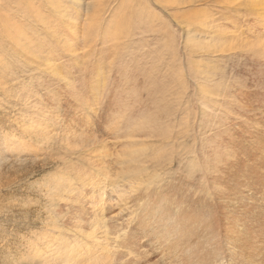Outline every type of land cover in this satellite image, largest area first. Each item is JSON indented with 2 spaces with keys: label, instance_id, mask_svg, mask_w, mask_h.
<instances>
[{
  "label": "rangeland",
  "instance_id": "obj_1",
  "mask_svg": "<svg viewBox=\"0 0 264 264\" xmlns=\"http://www.w3.org/2000/svg\"><path fill=\"white\" fill-rule=\"evenodd\" d=\"M37 2L0 0V26L19 20L26 33L41 31L39 12L27 8ZM81 3L85 14L91 12L90 0ZM130 6L136 13L119 20L129 27L128 36L121 28L118 37L111 36L109 20L116 9ZM40 11L44 16L50 9ZM104 12L90 44L71 41L63 59L69 76L51 85V100L48 91L34 92L43 83L38 70L25 67L31 61L25 53L19 76L23 99L8 98L11 108L4 111L0 91V264H16L24 253L19 248L44 237L57 221L61 231L68 229L70 243L80 238L86 250L93 249L68 264H135L144 255L148 260L140 264H185L190 248L202 256L201 264H230L231 257V264H240V257L244 264H264V59L258 55L260 49L264 53V0H118ZM8 34L0 28V36ZM11 53L1 61L17 54ZM17 102L24 104L22 111L13 108ZM60 181L67 183L58 187ZM86 186L91 189L76 196ZM146 189L157 192L155 200H168L144 207L153 204ZM101 194L107 199L100 200ZM203 203L208 206L201 211ZM143 208L151 218L144 219ZM195 208L212 219L162 222L161 212L192 216ZM207 223L220 235L217 250L203 242ZM173 224L181 230H171ZM21 237L28 240L16 245ZM124 238H130L127 249L118 246Z\"/></svg>",
  "mask_w": 264,
  "mask_h": 264
},
{
  "label": "bare ground",
  "instance_id": "obj_2",
  "mask_svg": "<svg viewBox=\"0 0 264 264\" xmlns=\"http://www.w3.org/2000/svg\"><path fill=\"white\" fill-rule=\"evenodd\" d=\"M19 2L21 0H18ZM83 0H38L37 3H32L30 6H27V8L29 9V11H31V14H32V11L33 12H39V14L36 15V23L40 25V27L42 26L43 28H41L42 30L41 31H38L36 29H33L32 27H35V26H32L31 29H33V32L29 31V33H26L27 31H25V28L26 26L25 25H20L19 20L17 21V23H11L9 21H6L5 23L1 24L0 28L3 30V31H6V32H9L8 35L6 36H0V91H2L3 93V98L5 99L6 98V101L5 103H2L1 104V108L2 110L5 111V109H10L11 106H8V98H15L17 99V101L20 99L22 100V93L19 95V91L21 90V86L19 88V76L21 75L20 73L22 71H20V63L22 61V59L25 57V55H22V54H26V56L31 60L28 62L27 65H25V67L29 70H32V71H39V74L41 75V80H42V83L43 85H39L44 87V88H36L35 86V90L34 89H31V88H27V89H31V90H34V92H38L41 90H44V91H48L45 95H46V99H49L51 100L50 98L53 96V92L52 89H49L51 87V85L56 82H60V81H64L68 78L69 76V62L68 63H64L63 59L65 57H68V55L65 56L64 53H68L71 51V48H72V42L75 41L76 43H78L79 39H83V43L87 46L88 44H90V42L92 41V38L94 36L97 37V34L101 31V28H99V26H101V24L99 23H102V16H103V12L109 8L113 3H116L118 2V0H90V9H91V12L88 10L89 13H84L83 11V8L84 6L81 7V5H83L81 2ZM16 2V1H15ZM126 2V1H125ZM23 3V2H22ZM19 7V6H18ZM49 8L50 11L47 12V15L45 14L44 16L42 15L43 13H46V12H43L40 11L42 9H45V8ZM134 8V7H133ZM9 9V8H8ZM39 10V11H38ZM44 11V10H43ZM48 11V10H47ZM62 12L61 14L62 15H59V13ZM135 11H131V6L130 7H126L124 8L121 12H120V9H116L115 11V19L113 20H109V24L108 26H110L109 30L111 31L110 32V35L113 36V37H118V29L121 28L124 30V33H122V36H128L127 33H128V29L129 27H126L124 24L121 25L119 22V20H126V19H129L130 17H132L134 15ZM105 13V12H104ZM107 13V12H106ZM136 13V12H135ZM30 14V13H29ZM85 14V16H84ZM113 16H114V12L112 13ZM65 16H68V17H65ZM141 16V15H140ZM54 18H58L59 21H55ZM111 19H112V16H111ZM84 22V25H82V23ZM37 25V26H39ZM25 26V28H23ZM57 27L59 29V31L55 30V33H52L53 31H50L52 28H55ZM30 27L27 28V30H30L29 29ZM38 28V27H37ZM108 30V28H107ZM108 30V31H109ZM106 31V30H105ZM123 32V31H122ZM106 33V32H105ZM104 33V34H105ZM219 35L218 34V41L221 37H223V35H220V38H219ZM121 38V37H120ZM95 39V37H94ZM93 39V41H94ZM223 39V38H221ZM220 39V40H221ZM30 44L28 45H25V42L29 43ZM72 41V42H71ZM74 42V43H75ZM95 42V41H94ZM69 46L70 50H68L67 52H65V49ZM76 46V45H75ZM222 47V46H221ZM73 48H77V47H74ZM222 49V48H221ZM13 50V51H12ZM76 49H74L75 51ZM84 50V49H83ZM16 51V52H15ZM73 51V52H74ZM82 51V50H81ZM259 51V50H258ZM257 51V53H258ZM261 51V49H260ZM258 53V55L260 54L259 56V59H261L263 57L264 59V53L263 52H260ZM17 53L16 55H12V58L11 60H6L7 62H3L1 61V58H2V55L5 57L4 54L6 53H9V55H11L12 53ZM102 52V51H101ZM221 52V51H220ZM82 53L84 54L85 51ZM103 53V52H102ZM116 54V53H115ZM114 54V56H115ZM117 55V54H116ZM119 55V54H118ZM257 55V54H256ZM255 55L254 58H257ZM15 58H14V57ZM70 57V56H69ZM87 57V56H86ZM118 57V56H117ZM6 59V58H5ZM14 60V62H13ZM71 60V59H70ZM69 60V61H70ZM60 61V62H59ZM68 61V60H66ZM72 61V60H71ZM76 61V60H75ZM81 62V61H80ZM17 63H19L18 65H16ZM82 63H85V62H82ZM23 65V64H22ZM85 64H83L84 66ZM36 66V67H35ZM86 66V65H85ZM136 66V65H135ZM24 66H22V69H23ZM140 67V66H139ZM138 67V68H139ZM80 68V67H79ZM24 70V69H23ZM127 70V69H126ZM25 71V70H24ZM126 72V71H125ZM134 72V71H133ZM83 73V72H82ZM10 75V76H9ZM130 76V75H129ZM39 79V78H38ZM129 79V78H128ZM133 79V77L131 78ZM130 79V80H131ZM71 80V79H70ZM27 81V80H26ZM138 81V80H137ZM12 82L13 85L12 86H9V83ZM33 83V80L30 81V83ZM36 82V81H35ZM35 82H34V85H35ZM39 82V81H38ZM37 83V82H36ZM70 83V82H69ZM128 83V82H127ZM37 84V86H39ZM71 84V83H70ZM76 84V83H75ZM74 84V86H75ZM138 85V84H137ZM136 85V86H137ZM3 86H8L6 88H1ZM39 86V87H40ZM76 87V86H75ZM24 88L22 87V90ZM97 89V88H96ZM28 90V91H29ZM98 91L100 89H97ZM62 91V90H61ZM23 92V91H22ZM29 95L30 93L31 94H34L32 91L27 92ZM63 93V92H62ZM26 94V93H25ZM27 94V95H28ZM28 95V97H29ZM59 95V94H57ZM56 95V96H57ZM133 95V94H131ZM37 95H33V97H36ZM27 97V98H28ZM128 97V96H127ZM139 97V96H138ZM22 98V99H21ZM30 98V97H29ZM130 98V97H129ZM128 98V99H129ZM124 100V99H123ZM15 101V100H13ZM47 101V100H46ZM11 102V101H10ZM49 102V101H48ZM48 102H46L44 105V107L48 108ZM18 103V102H17ZM50 103V102H49ZM12 104V102H11ZM19 104V105H18ZM16 104L13 108H16V107H20V111L23 110V108L21 107L22 105V102ZM20 104H22L20 106ZM34 106V105H32ZM10 107V108H8ZM24 107V106H23ZM117 107V106H116ZM115 107V108H116ZM120 107V106H119ZM123 107V106H121ZM128 107V106H127ZM114 108V107H113ZM36 109V108H34ZM121 109V108H120ZM32 110V109H31ZM110 110V109H109ZM40 111V110H39ZM120 111V110H119ZM136 111V110H135ZM112 112V111H111ZM118 112V111H117ZM35 113V112H34ZM37 113H39L37 111ZM2 114V113H1ZM48 114V113H47ZM116 115V114H115ZM107 116V114H106ZM109 116V115H108ZM106 118V117H105ZM41 121V120H40ZM89 121V120H88ZM53 122V120H52ZM111 123V121L109 122ZM108 123V124H109ZM45 124V123H44ZM45 125H48V124H45ZM44 125V126H45ZM107 125V124H106ZM42 126V125H41ZM43 126V127H44ZM50 126V124H49ZM52 126V125H51ZM86 126H88V123L86 124ZM48 127V126H47ZM67 128V129H66ZM65 130L68 131L69 127H66ZM82 128V127H81ZM121 127L118 126V129H120ZM117 129V130H118ZM9 130V129H8ZM116 130V131H117ZM17 131V130H16ZM72 132H74V130H70ZM78 130L75 131V134L77 133ZM115 131V132H116ZM3 132V131H2ZM70 132V133H72ZM140 133V131H139ZM144 133V132H143ZM73 134V133H72ZM11 135V134H10ZM12 136V135H11ZM117 137V136H116ZM11 138V137H10ZM10 138L8 140V142L10 141ZM16 138V137H15ZM12 140V139H11ZM18 142V141H17ZM6 145H7V142H6ZM9 145V144H8ZM18 146V145H16ZM2 147V146H1ZM18 148H15L14 151H16ZM21 149V148H20ZM21 151V150H20ZM19 152V151H18ZM15 153V152H14ZM17 154V152H16ZM15 156V155H14ZM18 159V158H17ZM16 162V161H15ZM18 163V162H16ZM80 170V169H79ZM82 171V169H81ZM64 183H67L65 181H60L58 182L56 185L58 187H60L61 185H63ZM94 187V185H92ZM68 187V186H67ZM65 187V188H67ZM89 186H86V188L83 190V191H78L79 193L76 195V196H81V195H84L86 192V190H90L91 188H88ZM152 190V188H149ZM147 190V189H146ZM151 190H147L146 192H148L146 195L144 194V196L147 197V200H149L151 203L153 204H143L144 207L146 206H150L153 207L151 209H154V205L156 204L157 206H159V203L158 202H165L166 200H168L167 196L161 198V200H155V199H158V197H154L153 194H157V192H153ZM95 191H96V187H95ZM161 191V190H160ZM94 192V190L92 191ZM101 192V191H100ZM222 192V191H221ZM102 193V192H101ZM115 193V192H114ZM81 194V195H80ZM97 194V193H96ZM229 194V193H228ZM94 195H92V197L94 198ZM105 194H103L104 196ZM127 195V194H126ZM161 195V194H160ZM231 195V194H229ZM88 196H91V193L88 195ZM86 196V197H88ZM97 196V195H96ZM102 196V194H101ZM102 196V197H103ZM163 196V195H162ZM108 197V196H107ZM219 197V196H218ZM224 197V195L222 196ZM106 198V196H104L103 198H100V200ZM217 198V197H216ZM215 198V199H216ZM220 198V197H219ZM227 198V196H226ZM86 198H83L82 200L84 201ZM107 199V198H106ZM105 199V200H106ZM218 199V198H217ZM228 199V198H227ZM94 200V199H93ZM96 201V200H95ZM99 201V200H98ZM109 201V200H108ZM107 201V202H108ZM170 201V200H169ZM220 201V200H219ZM224 201V200H223ZM64 202H67V200H64ZM199 202H202L201 200H199L197 203V205H199ZM50 203H55L54 200L52 199ZM170 203L172 204V202L170 201ZM222 203V202H221ZM102 204V203H101ZM142 204V203H141ZM205 204V205H204ZM227 204V203H226ZM56 205L58 206V201L56 200ZM104 205V204H103ZM112 205V204H111ZM111 205L109 207H111ZM133 205V204H132ZM165 205V204H164ZM168 205V204H167ZM173 205V204H172ZM202 205H204V207L201 208V211H203L206 206H208V203H203ZM212 205V204H211ZM210 205V207H211ZM223 205V204H222ZM114 206V205H113ZM176 207L178 208H181V203H176L175 204ZM201 206V205H200ZM228 206V205H227ZM165 207V206H164ZM167 207V206H166ZM174 206H172L173 208ZM196 207V206H195ZM104 208V207H103ZM106 208V207H105ZM108 208V207H107ZM136 208V207H135ZM138 208V207H137ZM208 208V207H207ZM215 208V207H214ZM221 208V207H220ZM109 209V208H108ZM127 209V208H126ZM168 209V207H167ZM174 209V208H173ZM176 209V208H175ZM193 209V208H192ZM209 209V208H208ZM157 210V209H156ZM170 210V209H169ZM188 210V209H187ZM111 211V209H110ZM133 211H136V210H133ZM132 211V212H133ZM143 213H144V219L146 217H150V212L147 208H143ZM162 211V209H161ZM175 211V210H174ZM177 211V210H176ZM191 211V210H190ZM198 209L195 208V210H193V214L192 216H190V213L189 211L185 212V211H180V212H173V210H170V211H165V212H161L162 214H165L163 216V221L164 223L167 222V218L170 219L172 222H176V223H179V224H182L181 220L183 219H189V221H194L197 220V221H202V222H206L207 220L209 221V217L207 216H200L201 213H198ZM209 211V210H207ZM222 211H223V208H222ZM226 211V210H224ZM127 212V211H126ZM153 212V211H152ZM192 212V211H191ZM211 212V211H210ZM16 213H20L19 211H16ZM135 213V212H133ZM138 213V212H137ZM157 213V212H155ZM21 214V213H20ZM102 214H105L102 212ZM127 214V213H126ZM159 214V213H158ZM210 214V213H209ZM135 215V214H134ZM139 215V214H138ZM206 215V214H205ZM211 215V214H210ZM15 216V215H14ZM143 216V215H142ZM171 216H175V219L174 218H171ZM231 216H233V214H231ZM64 217H66V215H64ZM75 216H73L74 218ZM117 217V216H116ZM121 217V216H120ZM123 217V216H122ZM128 217V216H127ZM131 218V216H129ZM22 218V217H21ZM151 218V217H150ZM216 218V217H215ZM226 218V217H225ZM230 218V217H228ZM121 219V218H120ZM212 219V217H211ZM119 220V219H118ZM124 220V219H123ZM159 220V219H158ZM175 220V221H174ZM213 221V220H212ZM122 222V221H121ZM181 222V223H180ZM187 223V221H185ZM65 223V222H64ZM69 223V222H68ZM67 223V224H68ZM120 223V222H119ZM124 223V222H123ZM185 223V224H186ZM190 223V222H189ZM201 223V222H200ZM59 224H61V222H56L55 223V227L51 228V229H48L46 232H45V235L44 237H39V238H36L32 241V243H29L27 246L24 245V242H26L28 240V238L24 237V238H20V241H18V243H16V245H24V247L22 248H19L18 252H24L22 253V256L21 257H17L16 258V264H21V263H30V262H34V264H68L70 263L72 257L75 255V258L78 259V260H84L86 258V254L84 255V252L88 253H92L91 250L92 247L88 248L86 250V247H85V244L82 246L81 242H83L81 240L80 242V238L78 239L80 244L79 246L77 247L78 248V253L77 251L74 249V245L76 246L77 241H74V239H72V241H74V243H70V238L67 237V235L65 234V232L68 230H64V227L62 229V231L60 230L61 228H59ZM121 224V223H120ZM126 224V223H125ZM168 224V223H166ZM164 224L165 228H168V226ZM188 224V223H187ZM192 224V223H191ZM226 224V223H225ZM232 224V222H231ZM14 225L19 227L20 226V223L19 221H14ZM184 225V224H183ZM190 225V224H188ZM187 225V226H188ZM200 225V224H199ZM50 226V225H48ZM65 226H66V223H65ZM125 226V225H124ZM127 226V224H126ZM129 226V225H128ZM127 226V227H128ZM180 226V225H179ZM186 226V227H187ZM62 227V226H60ZM119 227V225H118ZM121 227V226H120ZM156 227V226H155ZM171 227V226H170ZM178 227V224L177 225H174L173 224V228H170L171 230L172 229H176V231L178 230L177 228ZM183 227V226H182ZM185 227V226H184ZM201 227V226H200ZM207 227V234H205L204 238H203V242L204 244H206V247L209 248V247H213V249L217 250V246L219 245V240H220V235L215 231V229L212 227V225L210 223H207L206 225ZM66 228V227H65ZM68 228V227H67ZM194 228V227H193ZM192 228V229H193ZM205 228V227H204ZM117 229V228H116ZM115 229V231H116ZM152 229V228H151ZM157 229V228H156ZM154 229V230H156ZM191 229V228H190ZM195 229V228H194ZM229 229V228H228ZM56 230H60L59 231V234H55L56 233ZM125 230V229H124ZM123 230V231H124ZM144 230V229H143ZM160 230V229H159ZM168 230V229H167ZM170 230V232H171ZM181 230V229H180ZM179 230V231H180ZM189 230V229H188ZM196 230V229H195ZM198 230V229H197ZM118 231H122V229L118 230ZM145 231V230H144ZM177 231V232H179ZM193 232V230H191ZM125 232H127L125 230ZM131 235H133V233H131V231H129ZM128 232V233H129ZM140 232V231H139ZM168 232V231H167ZM229 232V231H228ZM65 235H64V234ZM68 233V232H66ZM119 233V232H118ZM154 233V232H153ZM173 233V232H172ZM190 233V232H189ZM202 233V232H201ZM116 234V233H115ZM123 234V233H122ZM142 234V233H140ZM151 234V233H150ZM170 234V233H169ZM195 234V233H194ZM200 234V232H199ZM223 234V233H222ZM221 234V236H222ZM231 233H229L230 235ZM69 236V235H68ZM122 235H120L121 237ZM155 236V235H154ZM152 236V237H154ZM158 236V234H157ZM166 236V235H165ZM175 236V235H174ZM178 236V235H177ZM188 236V235H187ZM224 236V235H223ZM231 236V235H230ZM162 237V236H161ZM181 237H185L184 233L182 234ZM242 237V236H241ZM131 238V237H130ZM130 238H124L122 241H123V244H121V241L118 242V246L121 245V247H124V248H128L129 245L131 244L130 243ZM151 238V237H150ZM166 238V237H165ZM164 238V239H165ZM180 238V237H179ZM231 238V237H230ZM132 239V238H131ZM178 239V237H177ZM188 239V238H186ZM237 239V238H236ZM239 239V237H238ZM252 239V238H251ZM121 240V239H120ZM134 240V239H133ZM157 240V239H156ZM161 240V239H160ZM195 240V239H194ZM225 240V239H224ZM230 240V239H229ZM235 240V239H234ZM16 241V242H17ZM159 241V240H158ZM169 241V239H168ZM184 241V239H183ZM221 241V240H220ZM254 241V240H253ZM194 242V241H193ZM249 242V241H248ZM92 243V242H91ZM135 243V242H134ZM151 243V242H150ZM163 243V242H162ZM170 243V242H168ZM177 243V242H176ZM182 243V242H181ZM186 243V242H185ZM232 243V242H231ZM245 243V242H244ZM251 243V242H250ZM256 243V242H255ZM89 244V243H88ZM140 244V243H139ZM154 244V243H153ZM156 244V243H155ZM195 244V243H194ZM236 244V242H235ZM241 244V242H240ZM91 245V244H90ZM142 245V244H141ZM168 245V244H167ZM179 245V244H177ZM183 245V243H182ZM134 246L136 245H133V248ZM170 246V245H169ZM172 246V245H171ZM174 246V245H173ZM176 246V244H175ZM174 246V247H175ZM186 246V245H185ZM221 246V245H220ZM226 246V245H225ZM244 246V245H243ZM141 247V246H140ZM173 247V248H174ZM191 247V244H188L185 248H189ZM252 247V246H250ZM76 248V247H75ZM131 248V247H130ZM205 248V247H204ZM94 249H96V246L94 247ZM116 248H114L115 250ZM118 249V248H117ZM116 249V250H117ZM123 249V248H122ZM136 249H139V247H137ZM210 249V248H209ZM236 249V248H235ZM251 249V248H250ZM255 249V248H254ZM257 249V247H256ZM125 250V249H124ZM177 250V249H176ZM199 250V249H198ZM221 250V249H220ZM200 251V250H199ZM212 251V250H211ZM240 251V250H238ZM17 252V251H16ZM134 252V251H133ZM137 252V251H136ZM141 252V251H140ZM144 252V251H142ZM141 252V254H142ZM175 252V251H174ZM186 252H190L191 255L188 256V257H185L183 260L184 262H186L185 264H201L199 263V261L202 259V256H199V255H196V250L194 248H190L188 249V251ZM229 252V251H228ZM234 252V250H233ZM241 252H243V250H241ZM18 253V254H19ZM34 253V255H33ZM75 253V254H74ZM81 255H78L80 254ZM145 253V252H144ZM231 253V252H230ZM248 253V252H247ZM256 253V252H254ZM27 255V257H25V255ZM117 254H120L117 252ZM140 254V255H141ZM179 254V253H178ZM206 254V253H205ZM204 254V255H205ZM212 254H214L212 252ZM221 254V253H220ZM223 254V253H222ZM225 254V253H224ZM228 254V253H227ZM233 254V253H232ZM246 254V253H245ZM250 254L252 255L253 253L250 252ZM123 255V254H122ZM151 255V254H150ZM172 255V254H171ZM175 255V254H174ZM234 255V254H233ZM177 256V255H175ZM179 256V255H178ZM224 256V255H223ZM223 256H222V260H223ZM141 257V256H140ZM147 257V258H146ZM213 257V256H212ZM215 257V256H214ZM218 257V256H217ZM246 257V256H244ZM251 257V256H250ZM15 258V257H14ZM30 260H29V259ZM133 258L136 259V257L133 256ZM138 258V257H137ZM144 259H137L135 260L136 262H134L135 264H140L142 260H148V256H143ZM170 258V257H169ZM176 258V257H175ZM206 258V257H205ZM204 258V259H205ZM233 258V257H231ZM231 258L229 259L230 260V264H231ZM247 258H249L247 256ZM28 259V260H26ZM241 257L240 259L239 258H236V261L240 264H244V261H241ZM172 260V259H171ZM208 260V259H207ZM213 260V259H212ZM245 260V259H244ZM259 260V259H258ZM68 262V263H65ZM174 261V260H173ZM241 261V262H240ZM256 261V259H255ZM183 262V261H182ZM211 262V260H210ZM225 262V261H224ZM229 262V261H228ZM250 261H248L247 263H249ZM252 262V261H251ZM177 263V262H176ZM212 263V262H211ZM215 263V262H214ZM213 263V264H214ZM246 263V262H245ZM246 263V264H247ZM255 263V262H254ZM260 263V262H259ZM151 264V263H150ZM181 264V263H180ZM205 264V263H204ZM225 264V263H224ZM227 264V263H226ZM233 264V263H232ZM234 264H237L236 262H234ZM258 264V263H257Z\"/></svg>",
  "mask_w": 264,
  "mask_h": 264
}]
</instances>
